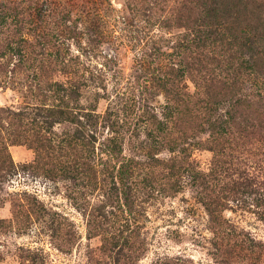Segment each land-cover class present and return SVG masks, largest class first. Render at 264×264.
Segmentation results:
<instances>
[{
	"label": "rangeland",
	"instance_id": "rangeland-1",
	"mask_svg": "<svg viewBox=\"0 0 264 264\" xmlns=\"http://www.w3.org/2000/svg\"><path fill=\"white\" fill-rule=\"evenodd\" d=\"M181 1L0 0V264H264V43L177 103Z\"/></svg>",
	"mask_w": 264,
	"mask_h": 264
},
{
	"label": "trees",
	"instance_id": "trees-1",
	"mask_svg": "<svg viewBox=\"0 0 264 264\" xmlns=\"http://www.w3.org/2000/svg\"><path fill=\"white\" fill-rule=\"evenodd\" d=\"M174 17L176 28L184 29V49L187 59L182 68L174 69V89H171L173 99L180 103L185 99L177 92V83L186 74L197 81H216L218 74L216 67L222 74L233 71L240 75L242 71H251L259 60L260 44L264 43L263 11L264 3L258 0H182ZM245 51L249 59L242 57ZM209 79V80H208ZM218 81H222L218 78ZM202 87V86H201ZM205 88V96L213 97L212 104L216 102L218 93L209 92ZM196 90V94L203 91ZM212 94V95H211ZM191 98V95H186ZM209 98L198 107L203 114L215 116L212 127L218 132L221 145L224 134L230 131L232 116L229 110L225 113H216L211 108ZM187 101V100H186ZM227 135V134H225ZM223 140V141H221ZM221 151V150H220Z\"/></svg>",
	"mask_w": 264,
	"mask_h": 264
}]
</instances>
